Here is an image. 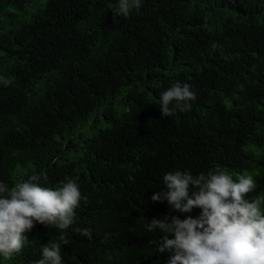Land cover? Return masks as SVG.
<instances>
[{
  "label": "trees",
  "instance_id": "16d2710c",
  "mask_svg": "<svg viewBox=\"0 0 264 264\" xmlns=\"http://www.w3.org/2000/svg\"><path fill=\"white\" fill-rule=\"evenodd\" d=\"M116 2L0 0V182L45 173L42 187L71 178L82 196L73 225L36 223L0 264H31L61 235L63 264H167L146 225L201 212L151 200L170 171L247 170L246 198L264 196V0H141L127 18ZM177 81L196 99L162 119Z\"/></svg>",
  "mask_w": 264,
  "mask_h": 264
},
{
  "label": "clouds",
  "instance_id": "9594fccd",
  "mask_svg": "<svg viewBox=\"0 0 264 264\" xmlns=\"http://www.w3.org/2000/svg\"><path fill=\"white\" fill-rule=\"evenodd\" d=\"M140 6L141 0H117L110 8L114 15L127 18ZM0 82L7 86L11 79L0 77ZM195 99L190 84L174 82L160 93L161 118L173 116L177 108L191 110L190 102ZM173 102L175 107H170ZM42 177L47 182L45 173H34L11 188L0 182V256L5 259L21 252L29 242L24 233L36 223L63 232L75 222L74 210L82 199L79 185L65 178L55 187H42ZM163 186L164 190L151 196L153 202L167 201L172 210L181 213L201 209L195 218L165 215L148 220L149 232L164 234L161 240L149 243H155L159 253H171L167 264H264V196L246 198L256 188L247 170L235 180L219 168L207 175L170 171L163 175ZM83 199L87 203V197ZM74 231L91 239L88 229ZM59 241L42 245L40 258L31 264H63L61 244L67 245L68 240L61 235Z\"/></svg>",
  "mask_w": 264,
  "mask_h": 264
},
{
  "label": "rangeland",
  "instance_id": "374dc122",
  "mask_svg": "<svg viewBox=\"0 0 264 264\" xmlns=\"http://www.w3.org/2000/svg\"><path fill=\"white\" fill-rule=\"evenodd\" d=\"M94 116V115H93ZM93 116H91V117H93ZM99 116L101 117V114H100V112H99ZM91 117H90V120L89 121H91L92 119H91Z\"/></svg>",
  "mask_w": 264,
  "mask_h": 264
}]
</instances>
